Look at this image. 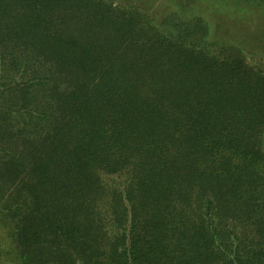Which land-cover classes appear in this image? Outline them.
I'll use <instances>...</instances> for the list:
<instances>
[{"label":"trees","instance_id":"trees-1","mask_svg":"<svg viewBox=\"0 0 264 264\" xmlns=\"http://www.w3.org/2000/svg\"><path fill=\"white\" fill-rule=\"evenodd\" d=\"M132 2L0 0L19 263L264 264V72Z\"/></svg>","mask_w":264,"mask_h":264},{"label":"rangeland","instance_id":"rangeland-1","mask_svg":"<svg viewBox=\"0 0 264 264\" xmlns=\"http://www.w3.org/2000/svg\"><path fill=\"white\" fill-rule=\"evenodd\" d=\"M125 15L142 11L157 21L196 20L211 38L243 50L248 64L264 72V5L245 0H133ZM138 4L140 8L135 6ZM138 9V10H135ZM145 17V16H144ZM264 151V136L262 138ZM15 225L0 219V264H20L13 243Z\"/></svg>","mask_w":264,"mask_h":264}]
</instances>
